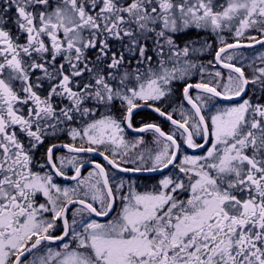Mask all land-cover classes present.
<instances>
[{
    "label": "snow or ice",
    "instance_id": "snow-or-ice-1",
    "mask_svg": "<svg viewBox=\"0 0 264 264\" xmlns=\"http://www.w3.org/2000/svg\"><path fill=\"white\" fill-rule=\"evenodd\" d=\"M0 264H264V0H0Z\"/></svg>",
    "mask_w": 264,
    "mask_h": 264
},
{
    "label": "trees",
    "instance_id": "trees-1",
    "mask_svg": "<svg viewBox=\"0 0 264 264\" xmlns=\"http://www.w3.org/2000/svg\"><path fill=\"white\" fill-rule=\"evenodd\" d=\"M153 118H155V117H153Z\"/></svg>",
    "mask_w": 264,
    "mask_h": 264
}]
</instances>
